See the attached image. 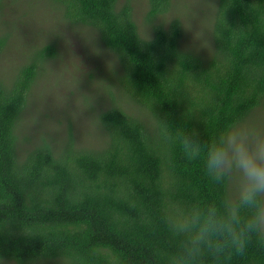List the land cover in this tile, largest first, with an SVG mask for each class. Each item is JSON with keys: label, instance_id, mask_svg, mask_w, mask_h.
Instances as JSON below:
<instances>
[{"label": "trees", "instance_id": "obj_1", "mask_svg": "<svg viewBox=\"0 0 264 264\" xmlns=\"http://www.w3.org/2000/svg\"><path fill=\"white\" fill-rule=\"evenodd\" d=\"M45 1L66 24L96 33L113 78L108 90L118 88L136 110L98 109V147L23 131L31 92L60 57L61 36L51 29L52 39L32 46L10 81L0 77V260L101 264L94 254L102 251L121 264H170L180 242L166 228V203H218L225 194L186 160L179 137L192 130L211 141L264 102V0H212L209 36L193 44L179 19L157 24L174 0H147V43L128 2ZM11 37L0 33V56ZM205 264H264V240Z\"/></svg>", "mask_w": 264, "mask_h": 264}, {"label": "rangeland", "instance_id": "obj_2", "mask_svg": "<svg viewBox=\"0 0 264 264\" xmlns=\"http://www.w3.org/2000/svg\"><path fill=\"white\" fill-rule=\"evenodd\" d=\"M25 2L29 5L22 7L16 5V0H0V33L11 31L12 34L0 56V77L10 81L17 67L26 63L32 46L44 45L47 39H52V31L57 33L56 40L59 39L58 34L61 39L57 44L60 57L48 63L31 92L22 130L36 139L45 133L57 132L53 137L71 136L78 145L98 147L103 134V128L97 121L98 109L117 105L127 110L132 105L118 95V88L109 89L112 95L109 94V83L113 78L103 63L105 56L98 52L96 33L66 24L61 14L45 0ZM120 2L131 4L141 36L146 38V33L150 36L152 24L146 21L147 0ZM211 5L212 0H174L169 13L160 16L157 24L168 25L171 19L177 18L188 33L189 43L203 42L209 36L207 23ZM13 20L19 29L14 34ZM40 29L43 30L41 37L37 35ZM88 104L95 109L92 111ZM248 124L264 128V102L241 125Z\"/></svg>", "mask_w": 264, "mask_h": 264}, {"label": "clouds", "instance_id": "obj_3", "mask_svg": "<svg viewBox=\"0 0 264 264\" xmlns=\"http://www.w3.org/2000/svg\"><path fill=\"white\" fill-rule=\"evenodd\" d=\"M111 55L118 59L115 50ZM179 144L186 160L198 162L207 180L225 194L218 203H166V228L180 242L170 264H205L229 252L243 255L254 238L264 240V128L234 125L211 141L191 130ZM94 257L101 264H121L114 252L98 251Z\"/></svg>", "mask_w": 264, "mask_h": 264}]
</instances>
